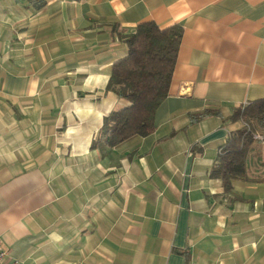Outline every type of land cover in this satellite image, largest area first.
Returning <instances> with one entry per match:
<instances>
[{"label": "crops", "instance_id": "1", "mask_svg": "<svg viewBox=\"0 0 264 264\" xmlns=\"http://www.w3.org/2000/svg\"><path fill=\"white\" fill-rule=\"evenodd\" d=\"M143 22L183 28L155 130L93 149L129 106L106 87ZM261 99L264 0H0L3 264H264V184L210 175Z\"/></svg>", "mask_w": 264, "mask_h": 264}, {"label": "trees", "instance_id": "2", "mask_svg": "<svg viewBox=\"0 0 264 264\" xmlns=\"http://www.w3.org/2000/svg\"><path fill=\"white\" fill-rule=\"evenodd\" d=\"M182 34L179 25L159 28L153 22H143L124 37L127 55L113 63L106 90L129 106L103 118L91 148L100 151L115 148L130 138L146 137L154 132L155 113L168 96ZM211 115L218 113L206 110L191 120ZM230 120L242 122L243 127L231 132L220 147L211 177L221 180L225 192L230 191L233 180L264 184V176L257 180L246 177L248 154L255 144L262 145L253 136L259 135L258 129L264 130V99L234 109Z\"/></svg>", "mask_w": 264, "mask_h": 264}, {"label": "built area", "instance_id": "3", "mask_svg": "<svg viewBox=\"0 0 264 264\" xmlns=\"http://www.w3.org/2000/svg\"><path fill=\"white\" fill-rule=\"evenodd\" d=\"M254 140L258 141L260 144H264V140L261 136L259 135H254L253 136ZM7 256V250L6 248L0 243V264H3L4 259Z\"/></svg>", "mask_w": 264, "mask_h": 264}, {"label": "rangeland", "instance_id": "4", "mask_svg": "<svg viewBox=\"0 0 264 264\" xmlns=\"http://www.w3.org/2000/svg\"><path fill=\"white\" fill-rule=\"evenodd\" d=\"M262 132L264 133V130H262ZM262 136V135H261ZM263 137V136H262Z\"/></svg>", "mask_w": 264, "mask_h": 264}]
</instances>
